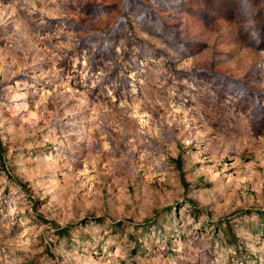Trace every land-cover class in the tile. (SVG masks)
I'll return each mask as SVG.
<instances>
[{
    "label": "rangeland",
    "instance_id": "rangeland-1",
    "mask_svg": "<svg viewBox=\"0 0 264 264\" xmlns=\"http://www.w3.org/2000/svg\"><path fill=\"white\" fill-rule=\"evenodd\" d=\"M0 264H264V0H0Z\"/></svg>",
    "mask_w": 264,
    "mask_h": 264
}]
</instances>
